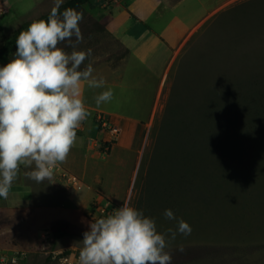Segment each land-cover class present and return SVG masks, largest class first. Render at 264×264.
Instances as JSON below:
<instances>
[{"label":"rangeland","instance_id":"374dc122","mask_svg":"<svg viewBox=\"0 0 264 264\" xmlns=\"http://www.w3.org/2000/svg\"><path fill=\"white\" fill-rule=\"evenodd\" d=\"M114 2L91 0L76 9L84 17L78 50H92L82 67L121 63L125 47L106 29ZM172 4V10L162 5L150 13L149 23L158 32L180 6L189 28L205 20L182 48L171 92L168 86L163 91L166 108L158 112L145 144L159 150L147 184L154 199L174 182L187 188L182 196L190 204L182 219L192 231L171 243V264H264V0ZM52 6L53 0H0V48L25 22L44 19ZM93 150L88 151L85 190L97 195L102 175L101 187L113 191L119 179L122 193L135 156L109 162L108 155ZM72 159L73 164L78 161ZM25 171L21 168L8 198L0 197V264H12V256L19 257L15 264H77L98 200L82 215L67 202L72 188L61 167L51 182L43 183L26 178ZM71 173L83 180L76 169ZM62 223L68 234L56 239ZM160 224V232L176 227L167 219ZM174 243H182L184 251Z\"/></svg>","mask_w":264,"mask_h":264},{"label":"clouds","instance_id":"9594fccd","mask_svg":"<svg viewBox=\"0 0 264 264\" xmlns=\"http://www.w3.org/2000/svg\"><path fill=\"white\" fill-rule=\"evenodd\" d=\"M64 0H53L46 19L33 20L16 37L13 58L0 66V197L7 199L21 168L26 178L51 182L78 140L77 132L90 115L85 87L104 88L85 61L91 49L78 50L84 37L83 12L61 11ZM66 44L70 52L61 45ZM112 89L95 97V104L112 101ZM176 227L157 230L156 220L128 200L110 214L92 219L83 233L77 264H171L170 245L190 225L165 209ZM180 252L184 246L178 245Z\"/></svg>","mask_w":264,"mask_h":264},{"label":"crops","instance_id":"0c3cea01","mask_svg":"<svg viewBox=\"0 0 264 264\" xmlns=\"http://www.w3.org/2000/svg\"><path fill=\"white\" fill-rule=\"evenodd\" d=\"M173 1L175 0H133L131 4H123V0H115L110 9L106 29L129 50V54L118 66L101 64L94 67L93 75L97 78L103 77L105 86L100 89L85 87L84 98L90 115L78 130L76 146L71 150L67 161L59 165L64 174L74 177L78 182H70L72 190L67 196V202L77 207L82 215L89 213L92 202L99 201L100 198L121 206L123 201L128 200L132 206L142 209L146 216L154 218L157 230L160 231L164 229L160 220L165 219V209H171L177 218H182L185 208L190 204L182 196V190L187 188L180 183L174 182L164 187L163 195L158 200L154 199L155 194L149 192L147 185L151 166L159 151L145 148L150 136L149 130L154 125L158 112L166 108L165 100L168 96L164 99L163 91L168 86V95L171 92L170 86L174 82L171 74L177 61L182 58V48L205 20L189 28L182 20L180 6L177 11L174 10V17L158 32L149 23L150 13L157 11L158 6L162 5L167 9L171 7L169 10H172L175 7ZM178 1L182 4V0ZM116 9H119L118 14H115ZM109 88L114 93L112 101L97 107L95 97ZM99 113L119 130L108 154L102 152V145L111 135L109 129L97 123L96 114ZM93 149H99L98 155H108L109 162L117 159L124 163L126 158L135 156L132 173L122 193H119L122 186L119 179L114 181L113 191L106 186L101 187L102 175L98 179L97 195L85 190V187L89 188L84 183L87 179L85 172L88 151L92 152ZM72 158L78 161L73 164ZM72 169L79 171L83 180L71 173ZM36 185L38 184H35V189ZM45 193L47 192H43ZM170 223L176 226V221ZM181 236L182 234H178L176 239ZM174 244L175 248L178 247V244Z\"/></svg>","mask_w":264,"mask_h":264},{"label":"trees","instance_id":"16d2710c","mask_svg":"<svg viewBox=\"0 0 264 264\" xmlns=\"http://www.w3.org/2000/svg\"><path fill=\"white\" fill-rule=\"evenodd\" d=\"M90 2L91 0H67L61 6V11L69 7L74 8V9L82 8L84 5L89 4ZM49 13L50 11L47 13V15L44 16V19L47 18ZM29 24L30 22H25L19 29H17L9 38H7L4 41V43L2 44L0 48V64L5 65L9 62L12 56V50L16 48L15 40H16L17 35L19 34L21 30L26 29ZM2 34L3 33L0 30V35ZM128 54H129V50L125 49L121 56V59L125 58ZM108 203H110L111 205H114V203L110 201H108ZM67 234H68V226L65 223H62L60 227H58L55 231V238L59 239L61 237L66 236Z\"/></svg>","mask_w":264,"mask_h":264},{"label":"built area","instance_id":"2783aa9c","mask_svg":"<svg viewBox=\"0 0 264 264\" xmlns=\"http://www.w3.org/2000/svg\"><path fill=\"white\" fill-rule=\"evenodd\" d=\"M96 120L101 127L109 129L111 135L110 139L105 141L102 145V152L107 154L111 151L112 144L116 140L119 130L116 126L111 125L110 122L103 117L102 113L96 114ZM63 175L65 176V178L68 179L69 182H75L76 184L78 183L74 177H71L66 174ZM95 203L96 207H94L95 210H93L95 219L110 214L115 208L119 207L118 205H111L110 203H108V201H96ZM18 259V256H12L10 262L12 264H15Z\"/></svg>","mask_w":264,"mask_h":264}]
</instances>
